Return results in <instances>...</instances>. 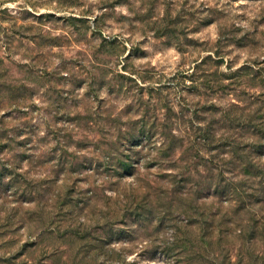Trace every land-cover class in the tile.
Masks as SVG:
<instances>
[{"label": "rangeland", "instance_id": "1", "mask_svg": "<svg viewBox=\"0 0 264 264\" xmlns=\"http://www.w3.org/2000/svg\"><path fill=\"white\" fill-rule=\"evenodd\" d=\"M0 264H264V0H0Z\"/></svg>", "mask_w": 264, "mask_h": 264}, {"label": "trees", "instance_id": "2", "mask_svg": "<svg viewBox=\"0 0 264 264\" xmlns=\"http://www.w3.org/2000/svg\"><path fill=\"white\" fill-rule=\"evenodd\" d=\"M190 80L192 81V83L196 82V79L191 78Z\"/></svg>", "mask_w": 264, "mask_h": 264}]
</instances>
